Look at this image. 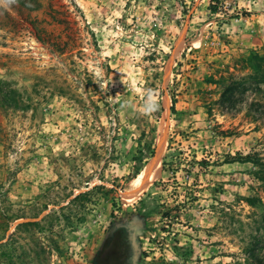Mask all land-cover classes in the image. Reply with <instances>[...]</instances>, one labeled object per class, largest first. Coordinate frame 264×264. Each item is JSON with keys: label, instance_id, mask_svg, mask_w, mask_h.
<instances>
[{"label": "rangeland", "instance_id": "374dc122", "mask_svg": "<svg viewBox=\"0 0 264 264\" xmlns=\"http://www.w3.org/2000/svg\"><path fill=\"white\" fill-rule=\"evenodd\" d=\"M254 49L264 0H0V264H93L114 206L160 189L169 241L141 264H264L244 200L264 182L238 158L264 156ZM149 91L158 117L135 110Z\"/></svg>", "mask_w": 264, "mask_h": 264}, {"label": "trees", "instance_id": "16d2710c", "mask_svg": "<svg viewBox=\"0 0 264 264\" xmlns=\"http://www.w3.org/2000/svg\"><path fill=\"white\" fill-rule=\"evenodd\" d=\"M243 62L245 67L252 70V79L256 83H264V55L258 50H250L249 53L243 55ZM240 84L242 81H234L226 86L223 97L232 94ZM159 113L157 109L154 115L158 117ZM238 158L241 161L252 163L256 167L253 171L254 176L264 182V156L255 153L238 156ZM142 160L144 165L148 163L147 158L142 157ZM140 170H143V167L139 168L134 176H137ZM162 192L160 189L159 193H156L157 201L148 209L144 204L145 198L128 204L127 208H123L122 203L119 207L114 206L105 227L101 245L92 259L93 264H141L149 258L150 254L155 253L157 246H154V242L158 241L157 243L163 244L169 241V234L164 233L170 232L172 224L167 219L171 216L173 209H159L164 204ZM159 199H162L161 203L158 202ZM244 200L252 207L264 209V201L261 198L245 196ZM156 213L165 219L160 225H154L150 220V217Z\"/></svg>", "mask_w": 264, "mask_h": 264}, {"label": "water", "instance_id": "95a60500", "mask_svg": "<svg viewBox=\"0 0 264 264\" xmlns=\"http://www.w3.org/2000/svg\"><path fill=\"white\" fill-rule=\"evenodd\" d=\"M181 48V42H179L177 44L176 50L175 51H179V49ZM166 131H167V127L164 129V133L162 134L160 140H159V146L158 149L156 151V154L154 156V158L151 160V162H149V167L152 168L154 165L158 164V162L160 161V156L162 153V147H163V143L165 140V136H166ZM149 168L148 170H146V172L144 173L140 184L138 185V188H133L131 190H124L121 194L122 196L124 195H131L134 194L141 186H143L144 184H146L147 182H149Z\"/></svg>", "mask_w": 264, "mask_h": 264}, {"label": "clouds", "instance_id": "9594fccd", "mask_svg": "<svg viewBox=\"0 0 264 264\" xmlns=\"http://www.w3.org/2000/svg\"><path fill=\"white\" fill-rule=\"evenodd\" d=\"M96 76L99 77L100 73L97 72ZM97 81L100 82V86L102 88L105 86L99 79H97ZM145 97L146 98L143 100L139 109H135L141 115H149L152 112L156 111L160 106L158 100L156 99L155 95L152 92L149 91L145 93Z\"/></svg>", "mask_w": 264, "mask_h": 264}, {"label": "bare ground", "instance_id": "6f19581e", "mask_svg": "<svg viewBox=\"0 0 264 264\" xmlns=\"http://www.w3.org/2000/svg\"><path fill=\"white\" fill-rule=\"evenodd\" d=\"M155 168V175H159L161 172V163L160 161L158 162V164L153 166Z\"/></svg>", "mask_w": 264, "mask_h": 264}]
</instances>
